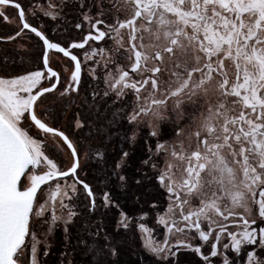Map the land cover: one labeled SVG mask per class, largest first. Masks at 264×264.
<instances>
[{
  "label": "snow or ice",
  "instance_id": "6c2138e0",
  "mask_svg": "<svg viewBox=\"0 0 264 264\" xmlns=\"http://www.w3.org/2000/svg\"><path fill=\"white\" fill-rule=\"evenodd\" d=\"M8 8L0 264H264V0Z\"/></svg>",
  "mask_w": 264,
  "mask_h": 264
},
{
  "label": "rangeland",
  "instance_id": "374dc122",
  "mask_svg": "<svg viewBox=\"0 0 264 264\" xmlns=\"http://www.w3.org/2000/svg\"><path fill=\"white\" fill-rule=\"evenodd\" d=\"M75 35V33H73ZM62 37H53V39H61ZM79 39V37H77ZM129 206H131V201H129ZM151 226V225H150ZM127 248H131L132 251L131 253H128ZM142 253V250L139 245V241L133 240L131 237L128 239L126 249H125V254L122 257L124 261H135L138 257L139 254ZM77 261L81 260V256L76 257ZM195 257L192 256L191 254H182L180 256L181 264H194L195 262Z\"/></svg>",
  "mask_w": 264,
  "mask_h": 264
},
{
  "label": "flooded vegetation",
  "instance_id": "af4514ba",
  "mask_svg": "<svg viewBox=\"0 0 264 264\" xmlns=\"http://www.w3.org/2000/svg\"><path fill=\"white\" fill-rule=\"evenodd\" d=\"M7 13L12 18V22L6 23L0 18V35H7L15 31V25L17 24L16 13L11 8L7 9ZM32 43L35 46L34 51L39 52L40 45L35 40Z\"/></svg>",
  "mask_w": 264,
  "mask_h": 264
}]
</instances>
